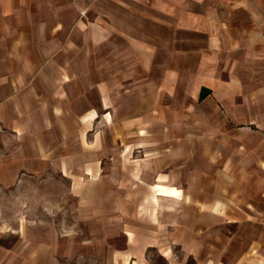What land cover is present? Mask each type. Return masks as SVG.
<instances>
[{"label": "crops", "instance_id": "crops-1", "mask_svg": "<svg viewBox=\"0 0 264 264\" xmlns=\"http://www.w3.org/2000/svg\"><path fill=\"white\" fill-rule=\"evenodd\" d=\"M0 184L3 264H264V0H0Z\"/></svg>", "mask_w": 264, "mask_h": 264}, {"label": "rangeland", "instance_id": "rangeland-1", "mask_svg": "<svg viewBox=\"0 0 264 264\" xmlns=\"http://www.w3.org/2000/svg\"><path fill=\"white\" fill-rule=\"evenodd\" d=\"M64 182L60 183H55V189L58 194L60 193V197L59 198H53L52 200H54V202L56 203V205L58 203L63 202L64 200L70 204L72 203L71 199H67V198H62L61 194L62 191L64 189ZM28 186H30V183H27ZM45 184H43L44 187ZM14 189L15 186L14 184L9 185V186H5L3 184H0V207L1 209L3 207H7V211L8 212H1L0 209V226L2 227L4 226H8V232L1 235L0 236V247L3 246V252L5 251V255L6 253L9 252V250L7 248L14 247V244L17 240H19V232H16V230H14V228L17 226L16 220H15V214H14V206H15V196H14ZM45 189V187H44ZM6 190L8 191V193H6ZM29 200V198L27 199ZM51 200V198H50ZM70 202V203H69ZM24 216V220L27 219V215H23ZM26 216V217H25ZM7 231V230H6ZM1 232V231H0ZM4 232V231H3ZM25 238V237H24ZM154 257L156 260H159L158 254L155 252ZM4 262H0V264H3ZM76 264H79V262H77Z\"/></svg>", "mask_w": 264, "mask_h": 264}]
</instances>
